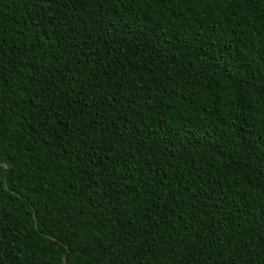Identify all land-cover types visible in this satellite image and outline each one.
<instances>
[{
	"label": "trees",
	"instance_id": "obj_1",
	"mask_svg": "<svg viewBox=\"0 0 264 264\" xmlns=\"http://www.w3.org/2000/svg\"><path fill=\"white\" fill-rule=\"evenodd\" d=\"M0 165V264H264V0H0Z\"/></svg>",
	"mask_w": 264,
	"mask_h": 264
},
{
	"label": "water",
	"instance_id": "obj_2",
	"mask_svg": "<svg viewBox=\"0 0 264 264\" xmlns=\"http://www.w3.org/2000/svg\"><path fill=\"white\" fill-rule=\"evenodd\" d=\"M0 166H1V165H0ZM5 188H7V187H6V184H5ZM33 219L35 220V217H34V216H33Z\"/></svg>",
	"mask_w": 264,
	"mask_h": 264
}]
</instances>
